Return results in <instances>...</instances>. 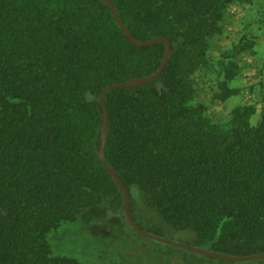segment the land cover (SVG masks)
Returning <instances> with one entry per match:
<instances>
[{"label": "trees", "instance_id": "1", "mask_svg": "<svg viewBox=\"0 0 264 264\" xmlns=\"http://www.w3.org/2000/svg\"><path fill=\"white\" fill-rule=\"evenodd\" d=\"M107 1L135 40L162 36L171 51L155 79L111 87L102 105L104 87L153 74L166 43L132 44L102 0H0V264H85L52 255L47 233L102 216L104 202L124 211L99 157L104 112L103 156L139 226L224 255L264 253V65L246 82L242 59L251 23L229 44L234 0ZM202 91L213 104L242 99L216 120Z\"/></svg>", "mask_w": 264, "mask_h": 264}, {"label": "rangeland", "instance_id": "2", "mask_svg": "<svg viewBox=\"0 0 264 264\" xmlns=\"http://www.w3.org/2000/svg\"><path fill=\"white\" fill-rule=\"evenodd\" d=\"M245 6H249L247 7L249 10L241 24L250 22L252 30L263 37L264 0H249ZM248 51L253 55V61H259V67H262L264 39L260 43H255ZM204 93L202 91V98L208 103L216 120H223L227 111L242 99V94H239L219 105L211 103ZM259 111L257 109L255 115L251 117V123H256ZM130 192L139 207H142V194L138 187L131 185ZM102 205L105 213L100 217L78 214L75 220L62 222L56 229L49 231L46 238L52 255L71 257L85 264H264V259L220 261L148 238L129 224L124 211L113 209L108 202ZM176 234L175 236L165 234L163 237L176 241L180 233Z\"/></svg>", "mask_w": 264, "mask_h": 264}, {"label": "water", "instance_id": "3", "mask_svg": "<svg viewBox=\"0 0 264 264\" xmlns=\"http://www.w3.org/2000/svg\"><path fill=\"white\" fill-rule=\"evenodd\" d=\"M102 1H104L105 3H107L111 7L112 13H113V16H114V20L121 27V29L125 33L126 37L128 38V40L132 44L137 45V46H145V45H151V44H153V43H155L157 41H164L166 43V50H165V53H164L163 61H162L161 65H160V67L153 74L145 76V77H142V78H138V79H132V80H129V81H126V82H119V83H115V84H110V85L104 87L100 91L99 97H98L99 102L103 105L102 96H103V93L107 89H109L111 87H114V86H139V85H141L143 83H146L148 81H151V80L155 79L160 74V72L164 69V67H165V65L167 63L168 56H169L170 51H171V45H170V42L166 38H164L162 36H157V37H154V38L146 40V41L135 40L131 36V34H130L129 30L126 28V26L119 20V18L117 16V12H116L115 8L112 6V4L109 1H107V0H102ZM107 125H108L107 114H106V112H104V121H103V125H102L101 131H100L102 143H101V148H100V151H99V157H100L104 167L111 174V176L113 177V179L115 180V182L119 186L120 190L122 191L123 200H124V213H125V216H126L128 222H129V224L136 231H138L139 233H141L142 235H144V236H146L148 238H151V239H154V240H158V241L164 242L166 244H170V245H173V246H176V247H180V248L188 249V250H191V251H194V252H198V253H201L203 255H207V256H210V257H216V258L224 259V260L231 261V262H242V261H248V260L264 259V253L255 254V255H247V256H229V255H224V254H220V253H215V252L209 251V250L201 248V247H195L193 245H190V244H187V243H184V242L170 240L168 238L161 237V236L149 233L148 231L143 229L141 226H139L135 222V220L132 218V216L130 214V210H129V193H128V190H127L126 186L123 184L121 179L117 176L115 171L105 162V159H104V156H103V148H104V144H105V129L107 128Z\"/></svg>", "mask_w": 264, "mask_h": 264}, {"label": "crops", "instance_id": "4", "mask_svg": "<svg viewBox=\"0 0 264 264\" xmlns=\"http://www.w3.org/2000/svg\"><path fill=\"white\" fill-rule=\"evenodd\" d=\"M248 1L249 0H234V2L229 7V24H228L229 37L227 38L228 39L227 43L229 44L230 41L234 40L232 34L237 30L238 23L240 24L243 21L245 15L247 14V11L249 10V8H247L249 6H245V3ZM253 32L256 35L255 43H260L262 39H264V36L261 37L256 31ZM242 59L244 60V65L246 66L244 74L247 76V78L245 79V81L246 82L255 81L256 70L257 67L260 66V62L259 61L254 62L253 55L248 50L242 53ZM247 70H250V72Z\"/></svg>", "mask_w": 264, "mask_h": 264}]
</instances>
